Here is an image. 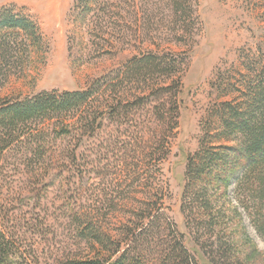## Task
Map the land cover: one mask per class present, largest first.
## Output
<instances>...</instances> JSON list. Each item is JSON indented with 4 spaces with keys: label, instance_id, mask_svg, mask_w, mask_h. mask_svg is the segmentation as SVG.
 I'll return each mask as SVG.
<instances>
[{
    "label": "rangeland",
    "instance_id": "1",
    "mask_svg": "<svg viewBox=\"0 0 264 264\" xmlns=\"http://www.w3.org/2000/svg\"><path fill=\"white\" fill-rule=\"evenodd\" d=\"M76 1L0 0V8L15 6L40 29L37 43L3 67L0 101L84 91L106 80L92 110L118 107L100 127L77 114L66 119L63 133L55 119L42 146L7 152L0 168L2 227L23 232L24 247L41 264H57L92 257L79 234L88 217L117 235L152 207L161 218L138 246L143 259L158 264L174 236L183 235L188 251L208 264V231L200 229L207 234L196 240L198 209L206 207L186 175L188 157L206 146L236 144L222 134L221 111L242 101L264 68V0H100L109 9L84 21ZM148 54L175 62L176 73L124 74ZM241 171L229 186L214 180L208 188L209 209L220 221L213 239L230 238L245 264H264V200L250 181L238 187Z\"/></svg>",
    "mask_w": 264,
    "mask_h": 264
},
{
    "label": "trees",
    "instance_id": "2",
    "mask_svg": "<svg viewBox=\"0 0 264 264\" xmlns=\"http://www.w3.org/2000/svg\"><path fill=\"white\" fill-rule=\"evenodd\" d=\"M110 6L109 1L75 2L81 21L87 20L91 13L98 12L99 8L107 11ZM39 30L36 21L30 15L18 11L15 6L0 8V76L3 67L23 56L29 45L37 43L40 37ZM175 68V62L166 56L148 54L134 59L124 74L140 76L156 72L173 76L176 73ZM105 82L106 80L84 91L62 93L45 91L26 99L0 101V168L7 152L13 147L29 151L35 149V145L42 146L45 140L44 133L56 130V125L53 126L51 123L55 119L60 121L61 126L66 127H62L63 133L68 130L66 119L77 114L81 115V121L87 120L93 126L96 124L100 127L105 114L115 113L118 107L109 104L102 110H92L95 94L106 84ZM170 89L171 87H165L161 90ZM143 98L146 97L138 100L141 101ZM84 111L86 116L82 114ZM221 119L224 126L222 134L229 139L232 138L236 144L206 146L188 157L186 175L191 177L192 183L194 182L192 190L200 187L206 207L198 209L202 217L198 222L199 236L196 240L200 242L203 236L209 233L211 251L208 253L209 257L204 258L208 264H245L230 238L224 240L219 235V241L213 239L220 221L218 222L219 218L213 213L212 208L209 209L211 203L206 194L209 192L208 188L216 184L214 180L225 183L227 187L231 183V177L238 170H242L237 178L238 187L250 181L253 192L264 200V68L250 81L249 91L245 93L242 101L236 104L226 103L223 106ZM166 142L160 147L164 153L167 152ZM153 212L154 208L146 207L136 221H128L117 235L102 232L96 226V221L88 217L81 223L79 234L81 238L89 241L92 257L86 259L68 257L59 260L57 264H152L143 259L142 249L138 246L142 240L153 236V229L160 221L159 213ZM1 223L2 221L0 264H41L38 255L34 254V249L24 247V233L20 230L6 229ZM258 228L262 234V229L257 224ZM200 229L208 232L201 235ZM182 237L174 236V245H170L163 253L158 264H202L199 258L188 251ZM126 243L128 248L123 247ZM133 244L137 248L132 247ZM215 244L217 248L214 250Z\"/></svg>",
    "mask_w": 264,
    "mask_h": 264
}]
</instances>
